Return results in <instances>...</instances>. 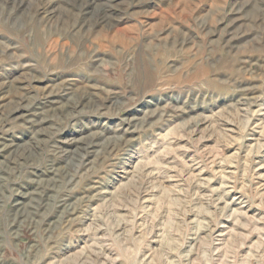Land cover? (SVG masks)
<instances>
[{"label": "rangeland", "instance_id": "rangeland-1", "mask_svg": "<svg viewBox=\"0 0 264 264\" xmlns=\"http://www.w3.org/2000/svg\"><path fill=\"white\" fill-rule=\"evenodd\" d=\"M0 264H264V0H0Z\"/></svg>", "mask_w": 264, "mask_h": 264}, {"label": "bare ground", "instance_id": "bare-ground-1", "mask_svg": "<svg viewBox=\"0 0 264 264\" xmlns=\"http://www.w3.org/2000/svg\"><path fill=\"white\" fill-rule=\"evenodd\" d=\"M2 148V147H1Z\"/></svg>", "mask_w": 264, "mask_h": 264}]
</instances>
